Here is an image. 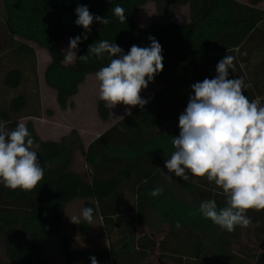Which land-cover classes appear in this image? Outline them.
Returning <instances> with one entry per match:
<instances>
[{"label": "trees", "instance_id": "obj_1", "mask_svg": "<svg viewBox=\"0 0 264 264\" xmlns=\"http://www.w3.org/2000/svg\"><path fill=\"white\" fill-rule=\"evenodd\" d=\"M5 14L3 44L17 58L35 63L33 42L48 51L50 62L44 71L47 85L57 94L62 108L72 104L86 78L109 63L90 57L89 46L108 40L125 54L132 45L148 47L154 37L162 46L163 71L154 79L161 87L141 109L135 107L126 116L103 131L85 147L80 132L73 129L59 141L41 139L32 122L27 127L40 145L38 159L44 178L32 191L11 190L0 183V252L5 264H56L44 254L48 237L59 236L63 264H149L155 250L159 259L172 264H264V210L251 209V225L246 232L249 244H243V228L222 230L203 218L198 209L205 200L226 206L222 189L206 178L183 181L173 175L165 179V160L174 151L172 138L179 135V116L194 95L191 85L216 76V65L227 55L235 57L236 71L229 78L242 76L245 95L256 101L264 95V0H0ZM154 2L160 22L144 27L135 19L138 8ZM125 9L121 23L112 11ZM87 6L93 16L107 17L103 25L93 21L91 31L77 26L76 8ZM188 6L189 21H174L178 7ZM87 39H84V35ZM81 37L73 63H66L61 42ZM1 43V41H0ZM116 58V57H114ZM25 81L22 67L10 68L3 85L11 90ZM30 103L25 93L13 95L0 111V121L9 130L15 128ZM103 121L110 119V108L99 100ZM83 154L89 172L73 169L75 156ZM171 175V174H169ZM157 186L163 192L149 195ZM77 199L92 203L109 234L129 224L131 235H124L108 247L82 250L68 235L61 233L65 208ZM95 214V215H96ZM177 222L181 225L176 226ZM143 226L146 232L137 233ZM160 239L157 241L156 237ZM260 245V246H259ZM238 247V248H237ZM262 247V246H261Z\"/></svg>", "mask_w": 264, "mask_h": 264}, {"label": "clouds", "instance_id": "obj_2", "mask_svg": "<svg viewBox=\"0 0 264 264\" xmlns=\"http://www.w3.org/2000/svg\"><path fill=\"white\" fill-rule=\"evenodd\" d=\"M112 11L121 23L126 22L123 7L117 5ZM75 12V24L85 33L91 31L94 20L103 25L110 23L107 17L93 16L87 6H78ZM83 38L87 39V35ZM148 39L150 46L132 45L126 54L114 42L100 40L89 46L87 55L79 57L84 62L92 56L100 60L107 54L110 58L95 74L99 99L106 108L123 104L129 110L137 106L142 109L147 103L141 92L164 67L162 46L154 37ZM80 42V36L70 38L69 49L64 53L66 62H72ZM234 60V56L227 55L217 63L214 78L191 85L194 95L179 116V135L171 141L174 151L164 162L168 181L173 175L188 181L190 173L222 189L227 198L225 207L218 208L215 200H205L198 211L229 233L237 226L251 225L249 210H264V105L245 95L244 90L251 84H246L242 76L229 78V69L236 71ZM39 147L25 123L9 130L0 121V183L4 187L24 191L37 187L44 178ZM162 192L163 187L157 186L149 195L157 197ZM93 214L92 207H85L81 216L69 218L76 224L91 225ZM176 226L181 225L177 222ZM90 259L91 264H98L95 256Z\"/></svg>", "mask_w": 264, "mask_h": 264}, {"label": "rangeland", "instance_id": "obj_3", "mask_svg": "<svg viewBox=\"0 0 264 264\" xmlns=\"http://www.w3.org/2000/svg\"><path fill=\"white\" fill-rule=\"evenodd\" d=\"M246 1V0H243ZM264 8V2L261 4ZM186 9L176 11L174 21L182 22L186 20ZM135 19L144 27L149 24L160 22L161 18L158 15L154 5H147L136 10ZM5 14L3 6L0 2V111L6 106L8 100L17 93H25L30 98V103L24 111L20 123H33L38 136L43 140L59 141L64 135L69 134L73 129L80 132L81 138L85 147L97 138L103 131L115 124L118 120L126 116L129 111L135 107L126 109L123 104L117 105L110 109L111 115L108 121H103L98 112L99 103V81L95 74L89 75L84 83L80 85L79 92L71 99L72 104L67 108H62L57 101L56 91L49 87L45 81L44 71L50 62V56L46 49L39 47L37 44L25 41L35 50L36 61L25 58H17L12 52L6 50L7 44H3V29H4ZM70 38H65L61 42V48L64 52L69 49ZM78 52V46L74 50L73 63ZM69 63V62H66ZM14 67H22L25 72V81L23 85L11 90L3 85V77L7 70ZM161 84L155 79L149 82L146 89L142 91L144 98H148L151 94L157 91ZM256 103L264 105V95L258 98ZM73 169L79 172H89L82 153L78 152L75 156ZM85 207L95 206L92 203H87L86 200L77 199L69 203L65 208V215L61 233L68 235L74 246L86 250L92 248L108 247L110 243L117 241L124 235H131L132 226L126 224L121 228H116L112 234H109L103 223V219L94 211L92 224L81 222L79 224L71 222V216H81L82 209ZM96 214V215H95ZM248 228V227H247ZM247 228H243L241 239L243 244H249V236L246 232ZM146 229L143 226L137 228L138 234H143ZM157 241L160 239L156 237ZM59 236H50L47 238L44 245V254L46 257L56 264H63V256L58 246ZM260 246V245H259ZM262 246V247H261ZM259 247V250L264 252V244ZM238 248V247H237ZM160 252L155 250L152 254L149 264H172L168 260L159 259ZM0 264H5V257L0 252ZM100 264H112L110 261Z\"/></svg>", "mask_w": 264, "mask_h": 264}, {"label": "crops", "instance_id": "obj_4", "mask_svg": "<svg viewBox=\"0 0 264 264\" xmlns=\"http://www.w3.org/2000/svg\"><path fill=\"white\" fill-rule=\"evenodd\" d=\"M241 1H243V0H241ZM147 5H154V6L156 7V5H155L154 2H149V3L146 4L145 6H147ZM143 7H144V6H143ZM140 8H141V7H140ZM181 8H182V9H186L185 12H187V17L185 18L186 20H183L182 22L180 21L179 23H187V22L189 21V9H188V6H181V7H178L176 11H179V9H181ZM138 9H139V8H138ZM174 17H175V16H174ZM176 22H178V21H176ZM152 24H153V23H152ZM150 25H151V24H149V26H150ZM149 26H148V27H149ZM146 27H147V26H146ZM76 95H77V94H76ZM76 95H75V96H76ZM75 96H74V97H75ZM74 97H73V98H74ZM101 218H102V217H101Z\"/></svg>", "mask_w": 264, "mask_h": 264}]
</instances>
